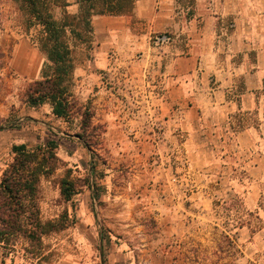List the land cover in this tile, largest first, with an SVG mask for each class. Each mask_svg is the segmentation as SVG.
Masks as SVG:
<instances>
[{"label": "rangeland", "instance_id": "1", "mask_svg": "<svg viewBox=\"0 0 264 264\" xmlns=\"http://www.w3.org/2000/svg\"><path fill=\"white\" fill-rule=\"evenodd\" d=\"M224 3L198 0L189 16L175 0H140L94 16L92 41L74 48L72 91L92 115L84 142L81 115L27 103L46 60L41 26L0 0V179L14 144L56 140L40 203L64 225L43 238L45 259L19 244L0 247V264H264L262 30L245 32Z\"/></svg>", "mask_w": 264, "mask_h": 264}, {"label": "trees", "instance_id": "2", "mask_svg": "<svg viewBox=\"0 0 264 264\" xmlns=\"http://www.w3.org/2000/svg\"><path fill=\"white\" fill-rule=\"evenodd\" d=\"M15 1L25 15L26 28L41 26L38 43L46 57L42 77L30 83L26 101L34 107L49 103L59 118L81 115L83 133L78 136L85 142L92 115L88 108L79 106L72 91L76 67L74 48L77 43L92 41L94 16L132 13L140 0H75L76 13L68 11L67 7L72 5L68 0ZM175 1L189 16L194 14L198 0ZM55 7L63 9L59 18L54 15ZM57 148L58 143L53 139L35 147L26 143L12 146L14 157L0 179V247L8 252L17 251V246L23 244L32 259H45L43 238L64 228L59 220L43 218L40 203L42 179L53 175L60 165ZM60 185L66 200L78 193L76 181L70 175L64 176Z\"/></svg>", "mask_w": 264, "mask_h": 264}, {"label": "crops", "instance_id": "3", "mask_svg": "<svg viewBox=\"0 0 264 264\" xmlns=\"http://www.w3.org/2000/svg\"><path fill=\"white\" fill-rule=\"evenodd\" d=\"M234 1L235 0H225L224 8L226 11L232 12V14H236L239 25L240 21H243L245 32L252 30L253 24L251 23L258 22L261 26L262 36L259 39L261 40L263 48L261 47L262 49L258 50V68L254 72L257 77H261L264 69V0H242L244 3L240 9H232L231 4H233ZM242 66L243 65H241V67Z\"/></svg>", "mask_w": 264, "mask_h": 264}]
</instances>
